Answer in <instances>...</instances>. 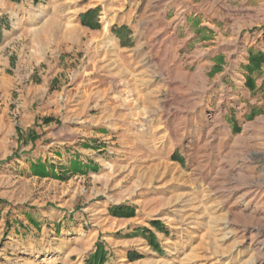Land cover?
Segmentation results:
<instances>
[{
  "label": "rangeland",
  "instance_id": "1",
  "mask_svg": "<svg viewBox=\"0 0 264 264\" xmlns=\"http://www.w3.org/2000/svg\"><path fill=\"white\" fill-rule=\"evenodd\" d=\"M134 1L0 2V264H88L99 247L103 264H264V0H191L214 22L184 44H162L139 0L152 34L123 48L98 21ZM242 78L260 85L253 120ZM157 222L161 252L132 231Z\"/></svg>",
  "mask_w": 264,
  "mask_h": 264
},
{
  "label": "crops",
  "instance_id": "2",
  "mask_svg": "<svg viewBox=\"0 0 264 264\" xmlns=\"http://www.w3.org/2000/svg\"><path fill=\"white\" fill-rule=\"evenodd\" d=\"M28 1V0H27ZM152 4L150 5L151 8L146 9L145 12L149 13V15L146 16V18L153 19V21L159 23L161 32V43L167 44L170 40V37H174L178 41V43H186V42H194L195 40H205L209 38L211 34V28H213V20L208 16L206 18L205 14H200L201 9L196 11L195 13H192L191 10V0H183L178 1L177 0H151ZM4 6H10L16 3H19L20 0H0ZM21 3H23V0H21ZM138 3L139 0H135L134 3H130L128 5H124V3L121 2V6L119 7L118 12H109V6L104 8L105 14H108L107 18L102 19L101 21H98L101 25V28L106 32L111 31L113 37L117 41V43L123 47V48H131L134 45H137L138 41H141L143 39L142 36L149 34V36L152 34V24L148 20L144 19V21L141 19L143 18L144 14L139 16V19L135 20V14L138 9ZM172 3V4H170ZM134 4V5H133ZM100 5V4H97ZM97 5L90 6L85 8L80 13L79 22L82 28H85L89 31H93L90 27H88L92 20L94 19L95 13L90 12L89 10L91 8H96ZM172 7H175V11L180 13L178 16L180 17V21L176 22L173 20V22H169L168 14ZM187 11H189L187 13ZM101 12V11H100ZM174 12V15L176 14ZM188 15H184V14ZM155 14V15H154ZM184 20H183V15ZM2 14H0L1 16ZM152 15H154L152 17ZM177 15V14H176ZM145 18V17H144ZM0 20H3L1 17ZM176 20H179L178 18ZM87 25V26H84ZM1 26V23H0ZM149 26V30L146 31V27ZM143 28V29H142ZM194 28V33L192 34L190 31ZM183 32L184 35H187L186 38H180L181 33ZM107 34V33H104ZM252 36V34H251ZM146 40V38H144ZM252 41V40H251ZM206 42V41H204ZM250 42V37L245 36L242 44L244 46V49L246 51H249V53L252 54H259L262 53V50L260 49V35L254 36L252 43ZM254 44V46H253ZM253 46V47H252ZM248 53V54H249ZM121 54H127L131 55V51L129 52H123ZM250 57V55H248ZM250 61L245 62L244 68L242 70L243 74H247L248 76H252L255 74V72H252V69H249ZM257 64L256 62H252L251 65ZM234 71V70H232ZM233 73V72H232ZM247 81V79L242 78L243 87H241V93L244 101L248 102V109L244 111V115H247L249 117V120H253L256 118V116H260V85H254L253 81H249L247 84H244V82ZM232 118V124L235 125L233 127H238L241 125V122L239 120L238 116L231 117ZM59 155V153H58ZM76 160V159H75ZM71 160L70 164H80V162ZM83 163V162H82ZM32 164H34L35 167H42L44 170L51 172H54L56 169L55 166L50 162L48 164L44 163L42 165H39L36 161H32ZM88 169H96L95 164H92L91 161H88L86 163V166H83ZM33 217H29L31 221L34 223L35 220L32 219ZM134 233V238L136 239H145L150 247L157 251H162L161 245L159 244V232H164V227L160 222H157L152 227H141V226H135L132 229ZM149 240V241H148ZM141 248H135L130 249L127 252V257L129 261H137L144 258V255L142 252H140Z\"/></svg>",
  "mask_w": 264,
  "mask_h": 264
},
{
  "label": "trees",
  "instance_id": "3",
  "mask_svg": "<svg viewBox=\"0 0 264 264\" xmlns=\"http://www.w3.org/2000/svg\"><path fill=\"white\" fill-rule=\"evenodd\" d=\"M261 58V56H251V61L253 62H258L259 63V59ZM125 213L130 214L131 211L129 210H124ZM106 259V253L103 251L102 248H98V250L92 254L89 259H88V264H103L105 262Z\"/></svg>",
  "mask_w": 264,
  "mask_h": 264
}]
</instances>
